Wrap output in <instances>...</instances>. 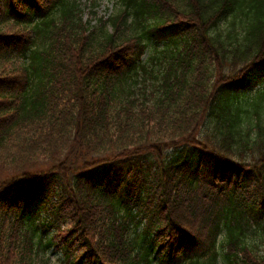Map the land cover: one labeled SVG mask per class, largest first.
I'll return each instance as SVG.
<instances>
[{"label": "trees", "instance_id": "obj_1", "mask_svg": "<svg viewBox=\"0 0 264 264\" xmlns=\"http://www.w3.org/2000/svg\"><path fill=\"white\" fill-rule=\"evenodd\" d=\"M109 1L0 0V264H264V0Z\"/></svg>", "mask_w": 264, "mask_h": 264}, {"label": "rangeland", "instance_id": "obj_2", "mask_svg": "<svg viewBox=\"0 0 264 264\" xmlns=\"http://www.w3.org/2000/svg\"><path fill=\"white\" fill-rule=\"evenodd\" d=\"M81 1L85 4V7L83 8L85 9V19L87 20H90L92 17H94L92 15V12H96L98 14V17H107L114 10L113 2L109 0H103L100 6H96L94 8H92L91 2L89 3L90 0ZM47 258L49 259L48 264H62L61 255H59L58 253L53 254V251H50L47 254Z\"/></svg>", "mask_w": 264, "mask_h": 264}]
</instances>
